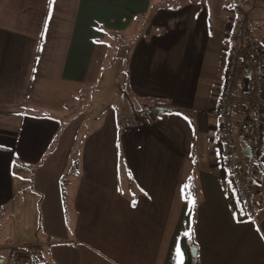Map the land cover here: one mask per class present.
Returning a JSON list of instances; mask_svg holds the SVG:
<instances>
[{"label": "crops", "instance_id": "0c3cea01", "mask_svg": "<svg viewBox=\"0 0 264 264\" xmlns=\"http://www.w3.org/2000/svg\"><path fill=\"white\" fill-rule=\"evenodd\" d=\"M164 1L0 0V211L16 217L0 248L16 244L14 264H178L182 237L196 248L193 264H264V138L257 222L220 164L230 0H180L168 29L158 18L149 31L153 5ZM243 6L264 50L255 30L263 25L250 19L264 0ZM216 8L224 24L213 20ZM117 48L126 84L102 86ZM249 73L239 67L232 106ZM95 92L99 110L75 113L79 95ZM128 100L140 121L124 130ZM155 106L168 111L154 117ZM15 160L29 169L13 171Z\"/></svg>", "mask_w": 264, "mask_h": 264}, {"label": "built area", "instance_id": "2783aa9c", "mask_svg": "<svg viewBox=\"0 0 264 264\" xmlns=\"http://www.w3.org/2000/svg\"><path fill=\"white\" fill-rule=\"evenodd\" d=\"M236 16L232 44L227 51V61L223 73L222 89L218 97L217 114L219 126V156L221 167L227 172L234 191L236 202L251 220L257 222L258 204L254 197V172L262 155L264 136V53L259 43L249 33L243 12L235 8ZM244 60L250 75L243 84L244 100L234 112L230 107L234 94L235 76L239 64ZM131 114L129 120L120 124L128 130L140 120L133 111L132 104L126 101ZM233 125L236 133L232 136ZM239 138L248 140L249 154L245 155L239 147ZM15 243H10L6 264H14L18 256Z\"/></svg>", "mask_w": 264, "mask_h": 264}, {"label": "rangeland", "instance_id": "374dc122", "mask_svg": "<svg viewBox=\"0 0 264 264\" xmlns=\"http://www.w3.org/2000/svg\"><path fill=\"white\" fill-rule=\"evenodd\" d=\"M179 1L180 0H165L160 5H155V6L153 5V9L151 11V13H152V22H151V25L149 26V31L155 32L157 30V28L159 27L158 25H156V23L158 21V18H161L162 20L165 21V26L163 28L164 29H168L167 25L170 23L168 21L169 20L168 19L169 18L168 9H170V7H172V6H175ZM215 1L217 2V0H215ZM250 1L252 2L253 0H250ZM224 2H225V0H223V3ZM224 11H225V13L228 16V20L227 21L229 23H231V20H232L233 23H234V21L236 22V18L235 17L231 18L230 13L228 11V7H226L224 9ZM218 12H219V10H218V8H216V13H218ZM224 16H225L224 13L220 11L214 17L213 20H215V22H217L219 24H224L226 22L224 20ZM250 19H252L253 21H258L259 23H261L263 25L260 28H257L254 25L256 31L259 30L261 32H264V7H261L259 12H252L251 15H250ZM216 25H218V24H216ZM234 26H235V23H234ZM141 27L143 28L144 26H141ZM138 31H139L138 28L132 29L131 31H129V33H127V35H126L127 37H125V40L129 39L131 37H134L133 32L136 33V36L139 35ZM229 32H232V40H233L234 32H233V29H232L231 26H229ZM125 42H127V41H125ZM117 50H118V48L113 53H112V51H110L108 57L106 58V61H105L106 63L104 65L103 71H102V73H101V75L99 77L100 80H101L100 83H102L101 84L102 86H104V82H107V81H109L108 84H118L117 87H120V88H123V85L126 84L128 75H127V71H125V72L123 71V66H124V68H126V66H125V63H123L124 62L123 59L117 58V56H116V51ZM262 51L264 53V50H262ZM112 54H113V56H112ZM113 60H115V62H113ZM221 72L222 71L219 70V74L218 75L221 78V83H222V81H223V76H222L223 73L221 75ZM114 87H115V85H114ZM97 94L95 92L92 95H90L88 93L83 94L81 96L79 95V98L77 99L79 101V103H78V105H77V107L75 109V111H76L75 113H78V110H80L82 108H85L87 106H92L91 109H93L94 113H96L95 110H99L98 107L102 106V104L100 102L99 95H97ZM118 94H120V89L118 90ZM57 117H61L62 118V117H64V115H63V113H59ZM233 127H235V126L233 125ZM239 142H240V144L242 146H244L247 143L246 139H240ZM16 208H17V205H16V202H15V207H13V212H14V210L16 212ZM5 218H6L7 222L5 221ZM15 223H16V217L12 214L11 210H9L7 208L6 210L0 211V236L4 237V236H6L8 234L7 237H11L13 235V233H14ZM192 247H194V246H192ZM7 252H9L8 248H6V247L5 248H3V247L0 248V256L5 257V261H7V258H8Z\"/></svg>", "mask_w": 264, "mask_h": 264}, {"label": "trees", "instance_id": "16d2710c", "mask_svg": "<svg viewBox=\"0 0 264 264\" xmlns=\"http://www.w3.org/2000/svg\"><path fill=\"white\" fill-rule=\"evenodd\" d=\"M248 1H250V0H243V1H241V0H236V1H234V0H230L229 1V5H230V10H231V12H232V14H233V16L236 18V16H235V14H234V12H233V9H235V8H238V9H240L242 12H243V14H244V16H245V22H246V27H247V29L249 30V33L250 34H252V32H251V30H250V28H249V26H248V20H247V15H246V12H245V9H244V6L243 5H246V2H248ZM234 23L236 24V22L234 21ZM254 37V36H253ZM259 46H260V44H259ZM261 48V47H260ZM262 50V49H261ZM263 52V51H262ZM239 67L240 68H243V67H246V64H245V62H244V60H242L241 61V63L239 64ZM239 67H238V69H239ZM238 69H237V71H238ZM236 74H237V72H236ZM248 77V76H247ZM235 78H236V76H235ZM233 96H234V94H233ZM232 96V97H233ZM231 100H232V98H231ZM243 101H241V102H238V103H236L234 106H232V102H230V107H231V110H232V112H234V109H235V107L238 105V104H240V103H242ZM135 109V108H134ZM39 116H42V117H48V116H50V114L49 113H44V112H40V114H39ZM263 121H264V114H263ZM263 138H264V136H263ZM31 168V167H30ZM13 169V171L14 170H25V169H29V167L27 166V165H25V164H22V163H19V162H17L16 160L14 161V167L12 168ZM255 176V175H254ZM254 194H255V191H254ZM181 249H182V251H183V254H184V261H183V264H193L192 263V257H191V252H190V249H189V245L187 244V241H186V239H185V237H182V239H181ZM2 259V258H1Z\"/></svg>", "mask_w": 264, "mask_h": 264}, {"label": "water", "instance_id": "95a60500", "mask_svg": "<svg viewBox=\"0 0 264 264\" xmlns=\"http://www.w3.org/2000/svg\"><path fill=\"white\" fill-rule=\"evenodd\" d=\"M250 74V73H249ZM168 111V109L161 107V106H155L152 110V115L158 116L160 113L166 112ZM246 154H249V150L245 151ZM190 252H191V257H192V262L195 263L196 262V248L195 247H191L190 248ZM2 263V259H0V264Z\"/></svg>", "mask_w": 264, "mask_h": 264}, {"label": "snow or ice", "instance_id": "6c2138e0", "mask_svg": "<svg viewBox=\"0 0 264 264\" xmlns=\"http://www.w3.org/2000/svg\"><path fill=\"white\" fill-rule=\"evenodd\" d=\"M192 203L194 204L195 201L193 200ZM186 235H188V233H186ZM177 258H178V264H183L182 253L179 247L177 248Z\"/></svg>", "mask_w": 264, "mask_h": 264}]
</instances>
